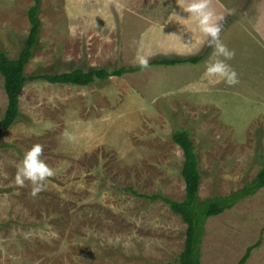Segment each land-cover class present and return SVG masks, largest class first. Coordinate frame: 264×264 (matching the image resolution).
<instances>
[{
    "label": "rangeland",
    "instance_id": "rangeland-1",
    "mask_svg": "<svg viewBox=\"0 0 264 264\" xmlns=\"http://www.w3.org/2000/svg\"><path fill=\"white\" fill-rule=\"evenodd\" d=\"M187 3V0H185ZM32 0H0V49L16 57ZM239 83L204 76L212 49L176 0H40L39 32L24 74L137 66L138 55L198 56L86 86L28 80L19 116L0 136V264H179L185 224L159 199L180 201L183 156L195 146L200 199L226 195L264 167V0H210ZM0 75V117L6 106ZM43 145L45 187L15 183L23 153ZM264 264V187L205 222L201 264Z\"/></svg>",
    "mask_w": 264,
    "mask_h": 264
},
{
    "label": "trees",
    "instance_id": "trees-1",
    "mask_svg": "<svg viewBox=\"0 0 264 264\" xmlns=\"http://www.w3.org/2000/svg\"><path fill=\"white\" fill-rule=\"evenodd\" d=\"M40 0H32L28 9L27 17L29 30L22 42V46L14 58H10L0 49V75L3 79V90L6 96V106L0 117V136L16 121L19 116V95L28 80H42L50 84L86 86L95 81L107 80L111 77H120L127 73L141 71L139 65L126 67H98L92 69L74 68L69 71L52 73H40L31 76L24 74V67L33 55L36 45L39 23ZM198 56L157 58L149 61L148 66H174L180 64H196ZM172 141L180 148L183 162L180 175L184 182V197L176 201L159 194L141 195L131 188H127L133 195L146 197L149 200L159 199L164 202L170 210L179 215L185 224L183 248L177 257L179 264H201V244L205 234V222L208 218L217 216L228 210L245 198L254 195L264 187V167L255 177L239 190L232 191L226 195H212L204 199L198 196L201 179L198 156L195 146L189 134L184 130L172 133ZM262 232L257 240L246 247L242 256L234 264H245L252 251L262 243Z\"/></svg>",
    "mask_w": 264,
    "mask_h": 264
},
{
    "label": "clouds",
    "instance_id": "clouds-1",
    "mask_svg": "<svg viewBox=\"0 0 264 264\" xmlns=\"http://www.w3.org/2000/svg\"><path fill=\"white\" fill-rule=\"evenodd\" d=\"M179 9L187 13L183 18L175 10H171L169 21H176L184 25L189 21H194L195 26L204 38L206 46L212 49L208 60L205 61L204 76L214 82L223 81L228 86L239 83L235 69L228 63L235 53L220 40L223 17L216 15L210 8V0H176ZM137 63L141 68H147L149 56L138 55ZM43 145L34 144L30 149L23 153L20 163L17 166L14 177L17 185L23 186L25 182L32 185V195H36L45 187V182L49 177L55 175L53 168L41 158Z\"/></svg>",
    "mask_w": 264,
    "mask_h": 264
}]
</instances>
